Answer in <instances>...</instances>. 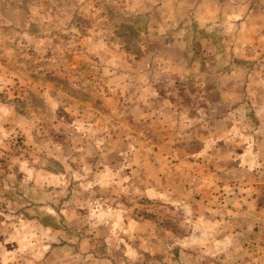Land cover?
<instances>
[{"label":"rangeland","instance_id":"rangeland-1","mask_svg":"<svg viewBox=\"0 0 264 264\" xmlns=\"http://www.w3.org/2000/svg\"><path fill=\"white\" fill-rule=\"evenodd\" d=\"M162 138L183 152L158 197L81 174ZM205 142L227 162L212 193L189 173ZM261 176L264 0H0V264H264V183L258 212L227 213L242 235L202 226Z\"/></svg>","mask_w":264,"mask_h":264},{"label":"crops","instance_id":"crops-1","mask_svg":"<svg viewBox=\"0 0 264 264\" xmlns=\"http://www.w3.org/2000/svg\"><path fill=\"white\" fill-rule=\"evenodd\" d=\"M161 135L162 137L167 136V134L163 133V131H161ZM179 140V139H178ZM171 141V140H170ZM195 141H203V138H198L196 137ZM169 142L168 139H164L162 138V141L159 143L160 147L158 150L156 148H154V157L153 155L151 156L150 153H144V154H140L139 156H133L132 154H128V151L126 152L127 149L130 148V144L128 143V146L126 149L122 150L124 154L122 155H117V159L118 161H116V164L113 165L112 168H108L106 171H104V169L101 168V165L99 164V159L96 162L90 161L91 166H87L85 165V167H80V171L81 174L83 175V173H89L88 177H85L86 179H90V183H89V188L92 189V192H98L101 187L100 185V181H102V177H104L103 173H107L108 177L110 178V176H114V180L116 178L123 177V178H127L128 180L131 179H136L135 175H138L137 179L142 180V184H139L138 188L139 190H145L146 189V193L150 196H154V197H158L160 196L159 194L161 193L162 190V177L160 176L161 171H162V165H161V159L162 158H169V156H173V151L175 154H181L177 151L183 152V150H181L179 147V149H171L169 150L170 146L167 145L166 143ZM144 146H151L150 144H148L147 141H142ZM127 146V144L125 145ZM124 146V147H125ZM143 146V147H144ZM175 146V144H174ZM208 144H206V142L200 147L199 149V154L196 153L198 152V150H192L190 153L191 155H194L195 157L198 158V156H203V164L194 161L195 164L191 167V171H189V173L191 174L192 172H197L199 174V180L203 181V184L200 188V191H203L204 193H212V189H210V186L212 185V183L216 184L218 183L219 188H221L222 186V190L224 188L225 185H223L221 183L222 180L220 177H218L220 170L222 169L223 165H226L227 162H223L221 161V158L219 160H216L217 157H219V153L220 151L218 150H214L213 148L211 149V145H209V147H207ZM123 147V148H124ZM157 147V146H155ZM207 147V148H206ZM158 148V147H157ZM205 148V149H203ZM218 148V147H215ZM211 149V151L209 150ZM212 152V153H210ZM160 153L161 155L159 156V159L157 158V154ZM164 153H166L167 155H164ZM188 153V152H187ZM152 157L154 159V161H152ZM237 157H235L236 159ZM207 161V162H206ZM159 162V163H157ZM197 163V164H196ZM209 163L211 164H215L214 166H216L218 168V170L216 172H214L212 174V176H210L209 174H207V172H202V170L204 169V166H209ZM236 164V163H235ZM137 167H134L136 166ZM81 166V165H80ZM153 172V177L152 178H146L149 173L151 174ZM109 173L110 176H109ZM132 175V177H131ZM221 176V175H219ZM119 177V178H120ZM134 177V178H133ZM149 177V176H148ZM157 177H159L157 179ZM214 179H217V181H215ZM241 181L240 183H238V185H236V188H233V193L232 196L233 198H231L230 196H225V194L227 193V191H222L221 189H219V193L217 195H213L217 198V200H219V205L218 209L220 212H222L220 215L221 217H210V219H208L207 217L205 219H203L202 221V226L204 228H206L205 232L206 234L208 233L211 236V233L216 232V230L218 231V229H222L221 232L218 231L220 237L222 239H224L229 233H228V229H230V227H233L234 229L230 232H233L232 235V239H236L238 236L242 235V232L240 230H237V228L235 226L238 227V223L235 220H231L227 218V213L229 212H234L238 215V212H240L241 215H243V211L246 213L248 212V210L251 211H255L258 212L259 210V206H258V200L260 198V192L262 188L261 186H259L261 183H264V176L258 177V178H247L246 180L243 179V177H240ZM260 179V180H259ZM213 181V182H212ZM146 182V183H145ZM182 182V181H181ZM216 190V189H214ZM196 191H199V188L196 189ZM224 195V196H223ZM204 196V195H203ZM246 205H248V207H245ZM212 210V207H209ZM199 209V207H194L193 208V212H196ZM204 209H208L207 207ZM103 210H105V208H103ZM201 210V209H199ZM242 212V213H241ZM253 213H251L252 215ZM196 217V215H194ZM207 216V215H206ZM256 221V220H254ZM259 222V220H257ZM196 221H194L195 223ZM108 226H112L110 224V222H107ZM196 224V223H195ZM255 225H259V224H255ZM100 226V225H98ZM104 226V225H103ZM194 224H190L189 227H193ZM213 228H217L214 230H212ZM111 230V228H110ZM229 237V235H228ZM112 236L111 234L107 236V241H109V239H111ZM230 238V237H229ZM96 247L99 246L100 242L96 241ZM96 260H100V258L98 257V259Z\"/></svg>","mask_w":264,"mask_h":264}]
</instances>
